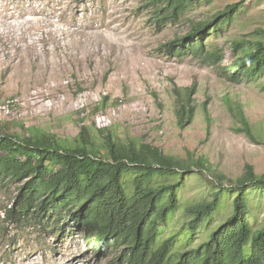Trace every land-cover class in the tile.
Here are the masks:
<instances>
[{"label":"rangeland","instance_id":"374dc122","mask_svg":"<svg viewBox=\"0 0 264 264\" xmlns=\"http://www.w3.org/2000/svg\"><path fill=\"white\" fill-rule=\"evenodd\" d=\"M149 2L0 0V124L11 133L36 127L63 139L77 137L83 126L112 128L122 139L182 160L191 170L175 228L185 222L187 207L220 192L219 177L228 190L247 166L264 176V76L255 84H233L195 59L164 58L159 48L244 2L231 27L210 42L229 64L232 43L264 42V0H216L163 31L154 25ZM185 106L194 115L180 123ZM239 111L253 138L240 130ZM199 160L207 170L196 166ZM19 187L0 180V264H118L121 251L97 253V232L88 236L67 226L56 238L42 229H16L7 210ZM221 197L233 203L234 196ZM249 203L250 224L264 228V196ZM225 210L224 220L230 215Z\"/></svg>","mask_w":264,"mask_h":264},{"label":"trees","instance_id":"16d2710c","mask_svg":"<svg viewBox=\"0 0 264 264\" xmlns=\"http://www.w3.org/2000/svg\"><path fill=\"white\" fill-rule=\"evenodd\" d=\"M215 1L150 0L148 7L154 25L163 31ZM243 5H228L211 21L194 24L159 53L180 63L195 59L233 84L258 83L264 76V42L232 43L229 64L210 45L231 27ZM194 91H188L189 99ZM193 112L182 107L180 123L192 120ZM239 120L244 125L240 130L253 138L242 111ZM21 128L23 134L11 133L0 124V180L20 185L7 210L16 229H42L56 238L66 234L67 226L88 236L97 232V253L121 251L118 264H264V228L255 229L249 221V202L264 196V176L253 167L247 166L238 185L228 190L219 177L220 192L187 207L185 222L176 227L183 207L180 194L191 170L182 160L138 139H122L112 128L83 126L73 139ZM206 164L196 162L202 170L208 169ZM222 194L234 196L233 203L227 205ZM228 208L231 213L224 220Z\"/></svg>","mask_w":264,"mask_h":264}]
</instances>
